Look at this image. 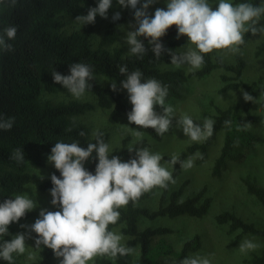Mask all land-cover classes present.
<instances>
[{"label":"trees","instance_id":"16d2710c","mask_svg":"<svg viewBox=\"0 0 264 264\" xmlns=\"http://www.w3.org/2000/svg\"><path fill=\"white\" fill-rule=\"evenodd\" d=\"M232 2H251L258 6L261 0H232ZM116 4V0H113L109 10H112ZM96 6L97 0H16L14 5L11 0H0V32L8 26H15L18 29L15 39L9 41L13 51H0V116L15 117V123L10 131L0 130V203L26 191L32 181L30 165L36 168L46 167L47 156L50 155L51 148L56 142L79 141L80 146L85 149L88 142H96L92 129L78 121L76 117L101 108L110 110L109 121L112 124L122 116L127 118L132 105L125 100L123 93L113 92L101 81L125 80L126 77L118 71L120 66L127 65L129 72L139 70L143 74V79L155 78L162 85L167 86L166 105H171L182 97V89L188 81L204 79L215 71L225 72L221 75L223 87L220 91L223 93L244 89L256 99L257 89L263 90L259 83L248 84L243 80L247 62L239 53L235 55L234 63L230 64L222 56L213 53L205 55V63L200 69L185 74L180 70H164L163 65H171V57L165 53L156 59L151 51L152 46L144 38L141 40L147 49V54L142 59L137 56H125L121 49L112 51L106 49L105 46L114 44L120 37L121 25L125 22V18L107 26L98 48L92 45L94 33L92 24L85 26L82 31L64 32L61 15L76 19L79 15H87L88 10ZM261 24H264V17L261 19ZM176 36L177 30L173 26L161 39V43L165 49H171L179 54L181 45L174 39ZM252 37L251 33L245 35V44L240 50L248 45ZM262 53H264V43L257 48L256 55ZM72 63H85L92 68L94 79L89 81L92 89L86 90L85 93L93 95L96 103L70 100L55 104L43 99L45 94H54L65 89L62 85L54 83L51 74L56 71L62 75H69V65ZM228 73L232 76H228ZM253 104L245 102L243 105L235 104L226 109L216 107L213 134L206 141L188 146L178 157L183 160L189 154L199 152L202 159H197V163H205L209 157L210 147L224 127V121H231L230 126L225 128L224 144L212 168V175L221 177L230 161L242 157V153L250 151L256 143V136L250 130H243L241 127L245 124L241 110L251 119ZM156 110L161 111L159 107ZM130 127L136 129L137 126L130 125ZM137 130L149 134L156 141H161L167 134L158 136L154 129ZM81 131L85 133L83 137L79 135ZM98 131L103 133L102 138L107 143L110 138L109 133L104 130ZM127 142L128 139H124L123 145L109 154L119 156L124 162L135 158L134 152H128ZM132 147L150 150L151 144L146 138H142ZM16 148H22L25 154L23 163L10 159L11 153ZM164 159L169 161L171 157L165 156ZM97 163L98 160L90 158L85 163V168L94 174ZM182 171L179 164L175 165L172 172L173 179L180 176ZM52 174L60 176L55 168ZM186 184L178 190H173L172 183H169L166 189H162L159 205L154 210L141 208L138 205L149 198V193L144 194L138 202H130L119 210L120 219L115 225H110L109 230L112 231L116 226L124 224L122 232L128 238L125 245L138 252L135 261L131 254L119 256L113 262L106 258H97L93 264H161L159 261L161 257L184 259L190 253L200 250L202 239L198 235L187 240L180 251H175L165 242L153 247L152 242L156 235H166L171 233V230L169 228L142 230L139 226L141 218L155 220L165 217L173 219L182 216L193 218L206 216L212 206V198L206 196L204 188L199 193L182 199ZM246 186L248 192L264 206V189L250 181L246 182ZM51 188L50 177L39 185L42 192H50ZM49 211H57V209ZM29 217L30 212L20 221ZM216 222L219 225H229L230 233L240 232L236 237L237 243L245 234L264 238V227L258 228L254 223L246 222L234 212L226 211L218 214ZM15 224L9 226V235L14 233ZM54 260L56 258L53 252L41 247L40 257L33 264H54ZM248 263L264 264V252L253 257ZM0 264L7 262L0 259Z\"/></svg>","mask_w":264,"mask_h":264},{"label":"clouds","instance_id":"9594fccd","mask_svg":"<svg viewBox=\"0 0 264 264\" xmlns=\"http://www.w3.org/2000/svg\"><path fill=\"white\" fill-rule=\"evenodd\" d=\"M159 0H116L121 8L134 11L135 24H130L132 31H126L123 38L129 56L143 58L147 49L141 38L151 45L156 59L167 53L171 57V65L180 68L188 65L190 71L200 69L205 61L204 56L215 52L217 56L238 54L245 44V35L264 37V0L257 6L251 2L233 3L232 0H218L215 7L210 0H165V8H156L150 15V6ZM14 5L16 0H11ZM113 0H97V6L88 10L87 15H79L73 24L82 28L94 24L99 15L108 19L107 13ZM139 5V7H138ZM121 19L116 12L113 22ZM175 26L176 39L187 37L186 51L177 54L165 49L161 39ZM17 27L8 26L0 32V51L11 52ZM126 77L121 82V89L126 90L132 109L127 113L131 134L137 141L144 132L137 129H154L156 135L163 136L172 128L175 109L166 105L167 86L155 78L143 79L139 70L128 71L127 65L118 69ZM69 75L52 72L54 83L62 85L72 97L81 98L86 90L92 89L89 81L94 79L92 68L85 63L69 65ZM111 90L118 91L115 80L111 82ZM245 102L254 103L256 99L241 89ZM157 107L161 111H157ZM176 120V128L183 131L190 142L206 141L214 132L215 121L205 118L196 123L187 114ZM15 117L0 116V130L10 131ZM231 121H224L230 126ZM127 127V126H125ZM243 130L251 129L250 123L241 125ZM80 137L85 135L79 132ZM95 143H87V148L80 146L79 141L71 143L56 142L51 148L47 162L54 166L60 176L52 174L50 180L51 204L57 211L41 209L39 217L31 225H21L27 234L18 233L10 241L3 238L9 235V226L18 223L27 213L37 208L36 200L28 194H18L0 203V259L7 264H15L14 257L23 255L28 248L26 240L35 233V249H50L59 264H89L97 257L116 259L134 252L132 247L122 241V234L109 230L120 219V209L130 202L136 203L146 193L154 189H166L169 183L174 184L173 174L169 166L179 164L183 170L191 169L196 159H202L197 152L181 160L173 154L169 161L162 163L163 156L153 153L148 148L129 146L128 152L135 153V158L127 162L119 156L110 155V145L106 143L99 131L93 132ZM22 148H16L10 159L17 163L25 161ZM90 158L98 160L95 173L85 168ZM259 247L252 240L245 239L239 245V251L246 253ZM180 264H211L208 256L193 254L185 257Z\"/></svg>","mask_w":264,"mask_h":264},{"label":"rangeland","instance_id":"374dc122","mask_svg":"<svg viewBox=\"0 0 264 264\" xmlns=\"http://www.w3.org/2000/svg\"><path fill=\"white\" fill-rule=\"evenodd\" d=\"M141 2L143 3V0ZM217 2L218 0L210 1L214 7ZM156 8L166 9L165 0H159L158 3L150 6L148 9L149 14L154 15ZM116 12L121 14V18H125V22L121 25V33L118 40L114 44L105 46V48L110 51L121 49L124 55L127 56L128 48L124 44L123 38L126 31L133 30L129 28V25L135 24L134 11L130 8H121L118 4L108 11V19H103L99 15L96 17L95 23L92 24L94 26L92 45L94 48H98L107 26L113 22L112 17ZM60 20L64 23L63 30L66 33L82 31L87 26L85 25L80 28V26L73 24L75 18L69 16L61 15ZM174 39L181 45V53L185 52L187 49L184 46L187 43V37H181L179 40L175 37ZM262 43H264V37H259V35L253 36L248 45L240 50L239 53L247 62L243 80L248 84L257 82L263 88V90L257 89V98L252 107V118L250 119L241 110L245 123L252 125L249 130L256 136L254 147L250 151H244L242 157L237 160L230 161L227 170L223 172L221 177H214L212 175V168L224 144L226 128L224 126L210 147L207 161L203 164H198L196 159L194 166L191 169L183 170L182 174L175 179V183L172 184V189L178 190L183 184L187 183L182 199L195 195L205 188L206 196L212 198V206L208 214L202 218L189 216L173 219L165 217L155 220L141 218L139 226L142 230L146 228H169L171 230L169 234L156 235L153 238V247L158 246L161 242H165L171 245L175 251H180L187 240L198 235L202 239V246L200 250L189 255L199 254L201 256H208L211 264H249V260L264 252L263 237L245 234L242 236L241 241L237 243L236 237L240 232L230 233L229 225H219L216 222L218 214L230 211L243 218L246 222L254 223L258 228L264 227V206L255 196L248 192L246 186V182L250 181L264 189V53L259 56L256 55L257 48ZM213 55H216L215 52ZM235 55L228 54L222 55V57L230 64L234 63ZM162 68L164 70H180L185 74L191 72L188 65H183L180 68L172 65H163ZM224 73L223 71H215L204 79H192L188 81L182 89V97L171 103V106L175 109V119H179L181 115L187 114L194 121L202 123L205 118L214 120L217 114L216 107L226 109L235 104L243 105L245 101L241 89L225 93L220 91L223 87L221 75ZM228 76H232V74L228 73ZM101 81L111 89L112 81L104 79ZM115 82L118 92L123 93L125 100L129 102L126 90L121 89V82ZM243 91L248 93L244 89ZM43 99L50 100L55 104L70 100L96 103L95 97L91 94L85 93L81 98L76 99L68 94L67 89L54 94H45ZM109 115L110 110L97 108L94 111L79 115L76 119L88 125L93 132L104 130L109 133L110 138L107 143L110 145V152L119 149L126 138L128 139L127 145L133 146L137 140L131 134V127L126 116H122L116 123L112 124L109 121ZM175 119H173L172 128L161 141L154 140L146 133L142 137L146 138L151 144V152L162 154V163L166 162L165 156L172 157L173 154L179 156L188 146L196 144L190 142L183 134V131L176 128ZM190 155L193 154H189L188 156ZM29 170L32 174V181L23 194H28L30 198L36 200L37 208L30 212L28 219L16 223L14 233L3 238L4 241H10L18 233L27 234V230L22 228L21 225L33 224L39 217L41 209H57L51 204L50 192H42L39 189V185L51 176L54 166L49 163L44 168H36L34 165H30ZM169 171L173 172L171 166H169ZM161 194L162 189H154L152 192H149L148 199L138 204L139 207L151 210L156 209L159 205ZM123 228L124 224H120L112 231L122 234L124 237L122 243L125 244L128 238L123 234ZM31 236V239L26 240V246L28 247L26 252L23 255L14 257L15 264H33L40 257L41 248L35 249L34 241L36 234L31 233ZM245 239L252 240L259 247L253 251L241 253L239 245ZM137 257L138 252L134 251L132 253L133 260L135 261ZM97 258H106L112 262L115 260L107 257ZM94 260L89 262V264H93ZM181 260L183 259L171 256L159 259L161 264H180ZM54 264H59V261L57 259L54 260Z\"/></svg>","mask_w":264,"mask_h":264}]
</instances>
